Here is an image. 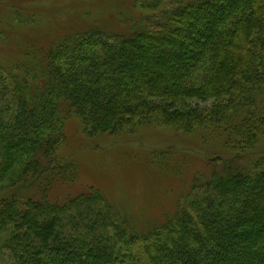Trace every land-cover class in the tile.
Wrapping results in <instances>:
<instances>
[{"label":"trees","instance_id":"1","mask_svg":"<svg viewBox=\"0 0 264 264\" xmlns=\"http://www.w3.org/2000/svg\"><path fill=\"white\" fill-rule=\"evenodd\" d=\"M118 3L116 25L38 51L40 72L20 62L6 80L0 63V264H264V0ZM72 115L89 137L209 129L227 152L162 222L137 225L97 188L71 193L57 151Z\"/></svg>","mask_w":264,"mask_h":264},{"label":"rangeland","instance_id":"2","mask_svg":"<svg viewBox=\"0 0 264 264\" xmlns=\"http://www.w3.org/2000/svg\"><path fill=\"white\" fill-rule=\"evenodd\" d=\"M119 9L118 0H0V63L4 64L5 78L20 62L28 66L39 63L35 72H40L44 57L38 51L72 27L81 28L85 23L116 25ZM23 68L24 72L28 70ZM33 76L30 73L29 78ZM209 133V129L182 133L152 122L118 134L89 137L81 118L72 115L66 120V138L58 147L57 161L71 163L77 169L78 179L71 193L94 187L117 211L130 214L135 224L162 222L178 205L180 188L187 186L199 171L211 170L207 158L227 152L223 142L211 140ZM262 137L259 155L264 154ZM23 166L14 169L16 178ZM8 195L5 193V197ZM8 260L7 254L0 263Z\"/></svg>","mask_w":264,"mask_h":264}]
</instances>
